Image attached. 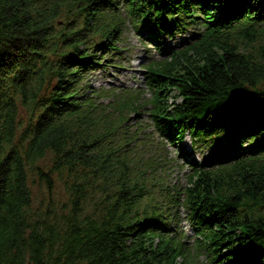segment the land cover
<instances>
[{"label": "trees", "instance_id": "1", "mask_svg": "<svg viewBox=\"0 0 264 264\" xmlns=\"http://www.w3.org/2000/svg\"><path fill=\"white\" fill-rule=\"evenodd\" d=\"M127 26L160 51L202 32L148 63L140 87L95 88L102 66L122 67ZM187 135L219 156L161 154ZM180 159L183 188L164 181ZM201 255L264 264V0H0V264Z\"/></svg>", "mask_w": 264, "mask_h": 264}, {"label": "rangeland", "instance_id": "2", "mask_svg": "<svg viewBox=\"0 0 264 264\" xmlns=\"http://www.w3.org/2000/svg\"><path fill=\"white\" fill-rule=\"evenodd\" d=\"M189 33H197L200 34L202 30L199 27H196L194 29L189 28ZM177 36V35H176ZM176 38V37H175ZM238 39L240 37H237ZM174 38L169 37H163L162 38V48L161 51L158 50L156 45H152L149 42L143 43L139 36L134 34V31L131 27L127 26L124 30V37H123V45H122V52H121V59H119V62L117 64H120L122 67L120 69L111 68L109 66H102L96 73L92 74L90 77V83L95 88H107L110 86H125L128 88L131 87H140L142 85V75L145 72V66L154 60H160L165 57H169L172 51H168L169 48L176 46L173 43ZM254 39V37L252 38ZM181 42H184V39L181 38ZM254 44V42H253ZM121 46V45H119ZM145 48H148L150 52H146ZM151 58V59H150ZM104 64V62H103ZM118 66V65H115ZM148 94V93H146ZM175 93L171 94V97H173ZM148 96V95H147ZM176 100V99H175ZM109 100H105L104 102H108ZM172 101V100H171ZM100 102H103L102 99ZM99 103V102H98ZM131 115V120L134 117V114ZM142 121L149 124V120L147 119V114H143ZM150 125V124H149ZM149 132H152V128H147ZM228 133H222L223 138L227 140ZM154 143L158 144L155 137ZM220 140V139H219ZM218 140V141H219ZM222 141V140H221ZM224 142V141H223ZM247 144V142H244L243 144ZM163 145L160 146L161 148V154H166L168 158L172 157L174 158L177 153L178 148H185L186 152L190 155V157L197 160L199 163H204L206 165H210V163H213L215 158L219 156V146H211V145H204L200 141H194L189 135H187L184 140L182 141L180 147H170L168 143H165L163 141ZM183 162L180 159V164L183 168H173L168 169L166 168V177H164V181L168 185H174L178 183L179 187H186L187 186V167L182 164ZM55 195L63 200V194L61 190H56ZM47 194L34 191V202L38 203L40 200H43V203L45 204L47 202ZM181 211H183L181 209ZM178 229L184 232L187 236L192 238L189 224L184 221V219L181 220V222L177 223ZM172 228H174V224L171 225ZM186 242L189 241L190 244L193 241L192 239L185 240ZM178 264H182L181 260ZM197 264H206V261L203 257V255L198 257Z\"/></svg>", "mask_w": 264, "mask_h": 264}]
</instances>
